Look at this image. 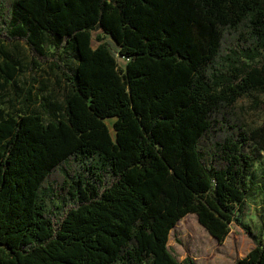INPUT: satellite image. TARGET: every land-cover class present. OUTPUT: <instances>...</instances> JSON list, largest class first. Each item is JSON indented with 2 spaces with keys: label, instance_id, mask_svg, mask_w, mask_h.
<instances>
[{
  "label": "trees",
  "instance_id": "trees-1",
  "mask_svg": "<svg viewBox=\"0 0 264 264\" xmlns=\"http://www.w3.org/2000/svg\"><path fill=\"white\" fill-rule=\"evenodd\" d=\"M263 50L264 0H0V264H194L166 244L187 212L218 240L240 225L231 264H264L241 219L264 121L236 103L264 106Z\"/></svg>",
  "mask_w": 264,
  "mask_h": 264
},
{
  "label": "rangeland",
  "instance_id": "rangeland-1",
  "mask_svg": "<svg viewBox=\"0 0 264 264\" xmlns=\"http://www.w3.org/2000/svg\"><path fill=\"white\" fill-rule=\"evenodd\" d=\"M108 45L111 52L115 56L119 64L126 62L124 57L118 54L116 44L111 40L108 34L101 29L93 30L91 34V43L96 46L98 43L97 37ZM20 49L23 53L26 52L25 45L20 42ZM12 47V45H10ZM52 49V48H51ZM264 52V50H263ZM58 57L61 53L57 52ZM40 73V77L48 78L47 91L54 93L56 100L62 98V89L65 87V81L60 78L58 72H50V69L45 68ZM37 72V70H36ZM8 91V90H7ZM4 94L3 107L8 110H15L19 107L16 99H10V94ZM257 94V91L251 90L240 95L236 99L237 105L244 108L243 115L246 123L253 127L264 121V106H253L252 100ZM261 97L260 95H257ZM13 104V108L11 107ZM112 118L106 119L110 132L113 134L114 129L111 126ZM57 174V173H56ZM54 179L55 176L53 175ZM57 177V175H56ZM246 194L244 197V210L242 211L241 219L249 224L255 233L256 239L264 244V150L259 149L257 155L252 161L249 173L245 177ZM65 202L68 199L64 194L60 193L57 197L45 199V204L49 209H52L58 214L63 213ZM62 208H57L61 206ZM253 240L240 225L235 222H230L228 230L223 239L218 240L211 236L201 224L197 221L194 212H187L173 224L168 230L167 247L169 251L180 260L183 256L189 255L192 257L194 264H231L233 259L246 253L253 245Z\"/></svg>",
  "mask_w": 264,
  "mask_h": 264
},
{
  "label": "crops",
  "instance_id": "crops-1",
  "mask_svg": "<svg viewBox=\"0 0 264 264\" xmlns=\"http://www.w3.org/2000/svg\"><path fill=\"white\" fill-rule=\"evenodd\" d=\"M27 61H28V57H26V62ZM29 74L30 72L26 71L25 73L23 72V74L18 75L17 76L18 80L16 81V85L26 89V87L28 86V81H29L28 78L30 76ZM12 87H14V84L12 85Z\"/></svg>",
  "mask_w": 264,
  "mask_h": 264
},
{
  "label": "built area",
  "instance_id": "built-area-1",
  "mask_svg": "<svg viewBox=\"0 0 264 264\" xmlns=\"http://www.w3.org/2000/svg\"><path fill=\"white\" fill-rule=\"evenodd\" d=\"M121 55V54H120ZM122 56V55H121ZM123 57V56H122Z\"/></svg>",
  "mask_w": 264,
  "mask_h": 264
}]
</instances>
